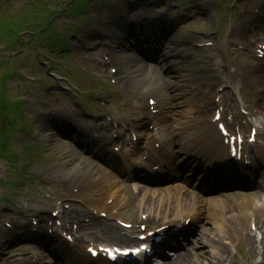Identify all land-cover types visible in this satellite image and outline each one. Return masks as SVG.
Masks as SVG:
<instances>
[{"label": "rangeland", "instance_id": "374dc122", "mask_svg": "<svg viewBox=\"0 0 264 264\" xmlns=\"http://www.w3.org/2000/svg\"><path fill=\"white\" fill-rule=\"evenodd\" d=\"M64 1L65 0H0V146L2 150H5L7 147V150L4 152V154L11 156L8 152V148H10L12 150V155L14 156L16 154L15 147H21L23 148V150H25V145H27V147L30 148H27L29 151L25 150L26 156H28L30 153V156L34 157V159L38 158L37 162L32 161L28 163L30 167L32 166V168H30V174L26 173V175L22 176L24 177V179L19 183L15 191L9 189L8 184L0 186V198L3 197L5 199H8L6 200L8 202L5 201L0 203V212L2 211V213L4 212L8 216H14L15 214H17L16 210L18 208H21L24 211H26V209L31 210L30 218L31 216H37L40 218H46V220H48V218L51 217L49 211L53 209V204L64 200V203H68L70 200L74 201L67 204L68 207L70 206V210H66L65 212V217L67 220H69L67 214L84 212L85 217L87 216V212L89 211L88 205L83 202L84 198H86L88 194L81 193L80 195L78 194L76 196H72V194L65 189H61L58 192L53 193V187L49 188L44 185L40 186L38 177L33 175L32 173L35 174L37 170L40 171V168L46 165V169L49 171L52 167H56L59 169L58 166L60 163V168L64 167L63 169H68L70 166V158L68 157L71 156V151L64 148L63 141H58L52 136L47 135L48 130L37 127V124H39L40 122L37 116H33V112L30 114L31 119H26L30 122H27L25 120L23 108L21 107L18 100L12 97L11 94L18 80L30 79L27 70H30V73L35 72L32 68H30V66H33L34 69H37L36 66L38 65L39 67H41L43 63H45V59L47 58L45 51V46L48 38L47 33L40 31L41 33L39 37L34 41V44L33 39L35 34H32L34 28H28V30H26V32L24 33L25 42L23 44H20L19 46L18 36L23 35L21 32L16 31V29L18 30V28H20L19 20L25 19V15L27 14V10L30 9V6H36L38 7L37 9L41 8L37 15H39L43 19H47L49 18L51 11H57L63 6L62 4ZM112 1H107L106 3L98 2L96 4V7L91 10L93 13H95L93 14L94 20L91 19L88 25H84L82 27L81 36L77 38V42L74 37L71 40L72 42L80 46V48L75 49L72 55L73 58L65 55L61 56V53L53 54L52 52H49V55L51 57H55L56 60L59 61V63L67 64V62L74 60L75 63L77 61L80 66L88 69L90 68V66H93L94 61H86L85 58L87 57V54L85 50L96 53L98 52V55H103L105 47L103 45H93L99 40V37H101L99 35L100 32L102 33L104 29L113 26V24L109 22L112 20V18H110V14L115 15L119 13L118 15L122 18H118L117 22H119V24L121 25L123 24L125 27H129L130 23H132L133 18H130L131 13H127L126 10H123L122 5L128 4L127 2L134 3V0ZM148 2H150L149 11L152 12V14L157 19L166 21V24H177L169 34L173 35L174 33H180L181 36L186 40V43L184 42L183 47L188 46L190 49H192L198 47V45L216 42L214 41L216 40V38H208L207 35L218 32L223 28V26L226 27V25H222V19L220 17L227 13L224 16L225 21L227 22L231 17H233V14H229L231 12H234L235 15L233 26L236 28L232 29V31L234 32V37L232 36L230 40H232V42L234 43H239V45L242 46L250 44L247 35L243 36L244 28H247L249 26L248 24H250L249 10L247 9L249 5H246L249 0H148ZM244 4L245 6H242ZM139 5L143 6L142 8H144V0H142ZM205 6H208V9L210 7V11L212 13H210L209 15L205 14V12L207 11ZM111 7H115L116 10L110 12ZM217 11L219 12V15L217 14ZM30 12H32L31 9ZM99 16L101 18V21H99ZM30 17L31 18L27 20L33 21L34 17L31 13ZM60 17L61 18H57L56 20H54V24L58 25V27L64 28V30H67L66 28H69L71 24L70 21H73V18L71 17V20H69L68 18H65L64 14L62 13L60 14ZM124 30L127 31L126 28H124ZM222 31V34L226 35L228 30L225 29ZM236 32L238 34H236ZM222 47L224 49H228L230 47L231 55H229V57L231 60H236L233 65L236 67L235 69L238 70L237 73H234V75L231 74L233 73L234 69H229L228 63H226L223 55L217 51H213L214 49L205 51L196 50L197 52L193 53L194 55H196V59H201L204 61L203 63L206 64V69L201 68V71L202 69L205 71L212 70L215 72H219V75L221 77L224 76L222 84H219V87L220 85L224 87V89L227 87L226 89L228 92L226 91L227 94L225 98L231 99L233 90L229 88L233 89L232 86L235 87L237 82H239L238 80L242 78V84L244 86L242 94L244 96L245 105L241 104L240 102H226L225 106L229 104L228 119L230 120L229 115L231 114L242 117V108H246L248 111L252 112L253 108L263 106L264 100L259 99L258 93L260 89L258 88H261L262 85H264V81L262 79L264 75L254 74V70L251 68V65L253 63L251 60L252 51H250L247 47L245 48H247V52L251 53V55L241 50L239 52L234 51V49H232L230 45L228 47V45L224 42L222 43ZM11 51L14 55L21 52L25 57V61L23 60L22 56H19L17 59L12 60L9 65L5 66L3 58L6 57L7 59H10ZM127 53L128 52H125L124 54L119 53L120 56H117L119 57V60L124 64V71L129 74L133 82H136L138 80L136 77L137 73H135L136 75L133 76L130 75V70L132 69L133 65L130 66L129 60L126 57ZM193 53L190 55L191 58L194 57L192 56ZM181 58L183 60H187L189 57L188 54H183L181 55ZM83 60H85V62H83ZM45 69L47 70V68ZM184 69H190L187 70L190 72H187V78L178 80L182 81L184 87V91H181V94L185 98H191L193 95L194 102V98L196 96L194 97L193 93L196 92L197 94H199L202 90L200 88L190 87V82L192 79L190 77V80L189 76H191L190 74L200 73V67H198V63L183 61L180 65L179 70ZM103 70V67H99L98 73L101 74ZM7 71L11 72L5 74V72ZM109 71V68H107L106 75L102 80L103 82H101L103 84L100 83L101 85H112V76L110 75ZM62 74L64 76L70 77V74L72 73L65 71L62 72ZM246 75L248 76V78H246ZM75 78L77 81L73 80L72 78L70 80H72L76 85H79L78 87L83 92L90 88L96 89L98 87L97 83L88 81V79L83 74H81L80 77L75 76ZM113 78L116 79V77ZM44 79H46L45 75ZM49 82L50 81L46 83L48 85H51ZM65 84L68 88L70 87V83L65 82ZM18 87L20 86L18 85ZM32 88L33 92L40 98L37 100L35 96H32L34 99V103L36 104L40 103V101H44V104H48V106H56L57 104H64L66 102V99L63 98H61L59 102H56V100L54 99H50L53 96V93H55L54 90L50 91L47 94V90L41 88L39 84L32 85ZM31 90L32 89L28 90L27 93L22 92L21 94V92L17 89L15 91V97L25 100L24 96H30L29 94L31 93ZM171 92H173L172 89ZM41 98H43V100H41ZM68 103L69 100L66 104ZM182 103H184L185 105L187 101H183ZM97 106L98 104H93L90 107L95 110ZM210 109L213 110V107H211ZM73 110L74 113L72 112L70 114H74L76 117H78L76 115L77 111L75 109ZM119 110L122 109L118 107L114 108V111L118 112ZM261 111H263L264 113V108H262ZM207 114L205 113V116H207ZM119 115L121 114L118 112V116ZM190 115L191 114L188 113L186 114V120L191 121ZM180 120L183 121L184 119L180 118ZM200 121L202 122V124H204L202 119H200ZM252 122H254L253 118L251 120H248L247 118V120L241 122V125L244 129L249 130V126ZM31 123L34 126V135L29 126V124L32 125ZM208 127H211V123H208ZM24 129H26L25 133L22 132V135L24 137L21 138V140H24L25 142L24 145L16 144L14 139H12L11 143H9L8 137L15 136L16 134H21L19 132ZM6 161H8V159H4V156H0V177H2L3 181L5 182H11L13 179L11 178V175L7 173L8 168L6 166L8 165H6ZM13 163L17 168L15 167V169L11 171V174L15 178L14 180H18L20 178L18 176V171H20L23 165L15 164V162ZM38 164L40 165L38 166ZM3 170L6 173L5 175L2 174ZM30 176H34L37 179L28 181V178ZM41 176L45 177L44 173ZM46 180L47 179H45V181ZM57 186L60 187V184H58ZM43 191L47 193L45 194L43 193ZM46 195H48V197H46ZM134 202L138 201L131 200V205L128 209V212L124 214V218L129 217V219L134 220L136 216H139V211H137L136 206L133 205ZM217 204L222 207V214H224V217L222 219H225L223 220V226L226 232L222 235V238L223 242L228 246L227 250H223V252H225L224 258H226V261H228L227 264H260L258 260H260V258H264L263 256H260L264 255V249L262 250L259 247V244L255 243V241L253 245L252 241H245L243 238V234L239 233L241 230V222L238 221V218H240L239 211L241 212L242 209L245 208L244 214L246 215L247 211H250L252 209L254 202H251V199L246 196L235 195L222 197L218 199ZM212 213H214V210H212ZM206 215V227L214 228L212 219L210 220L209 215ZM88 217L91 218L90 216ZM231 221L232 223H230ZM216 232L219 233L218 231ZM205 236L208 238L207 235ZM227 238L228 240H226ZM231 241H233V243ZM200 250L201 254H199L200 251L193 252V262L191 261V264H208V262L201 257L202 253L204 252L203 247H201Z\"/></svg>", "mask_w": 264, "mask_h": 264}, {"label": "bare ground", "instance_id": "6f19581e", "mask_svg": "<svg viewBox=\"0 0 264 264\" xmlns=\"http://www.w3.org/2000/svg\"><path fill=\"white\" fill-rule=\"evenodd\" d=\"M261 3H262V0H255L254 1L255 7H259L261 5ZM256 5H259V6H256ZM251 12L253 13L254 10ZM184 40L185 39L181 36V34H179V33L175 34L174 33L171 37V41L169 43L168 49L166 48L167 50L165 49V51L163 52L160 63L163 65L164 72L166 73L167 76H169V78L167 80H162L160 82L158 81L156 86L151 87L152 89H149L148 87L147 88L142 87L143 89L147 90V92H149V93L152 90H154L157 93L158 98H163V100H164V95H163V93H161L164 86L173 85V89L179 88V86L177 85L178 81H176V80H179V78H180V80H182V79L188 77L187 72H190V71H187L190 69H184V70L178 69V65L181 64V60H182L181 55H183V54L186 55L187 50L189 51V48L187 49L186 47H183L184 46L183 45ZM183 50L186 52H184ZM175 69L178 71H176ZM190 75L191 76H189V79H190V77L192 79V80L190 79L191 80V82H190L191 86L190 87L195 86L197 88H200L201 90H203L202 93H204V95H203L202 99L200 100L201 102H199V100L196 98H194V102H193V98H189L187 100L188 104L181 106L180 114L185 113L186 109L190 110V109H193V108L205 103V100H207V101L211 100V99L213 100V98L216 97V95H210V91L214 90V84L212 83L211 77L206 76L205 81H203L202 75H195V73L190 74ZM140 78H141V76H140ZM142 83H144V82L142 81ZM262 87L264 88V86H262ZM151 93H154V92H151ZM146 94H148V93H146ZM177 95L181 96L180 92ZM180 96H177L175 98H180ZM210 136H212V134H210ZM202 146L206 147V142L203 143ZM87 160H88V158L85 155L82 156V159L80 158V156L78 158L76 157L72 162L73 166L70 167V170H67L68 175L64 180H67L68 178L76 180L75 178L79 176L81 178V181H83L84 184H87L89 186L88 190H93V189H95L96 186L98 188L101 187L102 190H98L100 193L99 195H101V196L99 197V199L96 202L100 205H105V203L108 200H110L111 196L113 197L115 195L113 193L114 190H107L106 188H104V186H106V184L112 183L113 180L115 179V176L105 174V172L102 170L100 171V174H98V170L92 164L87 162ZM92 182H94V186H90ZM98 191H96V193H98ZM154 194L158 195L157 200H155L154 202H152L154 200L153 198L151 201H148V202H144V200H141V202H139V205H138V211L139 212L143 211V212L149 213L150 214L149 217L153 218L154 220L160 219L162 221H170V220H175L178 217H181L184 215H189L190 213H196L199 211L198 205L200 203V201H199L200 198L197 199V197L194 196L193 194L188 195V197H186V196L181 197L180 194L172 193V191L161 192V193L155 192ZM255 196L256 197L259 196L257 192H256ZM113 203L115 204V202H113ZM214 204L216 205V208L218 209V211L216 213H214V216L212 214H209V218L210 219L213 218L214 219L213 221H216V219H218V221H221L220 219H222L223 209L217 203H214ZM218 206H219V208H218ZM256 213L258 215V216H256V217H258V218H256V224H258L259 229L261 228V230H264V209L263 208H260V209L257 208ZM102 229L104 230L106 235H113V236L109 237V238H111L110 239L111 241L119 240L123 243H131V241L128 238L119 237L117 235V233L111 232V230H109L106 227H104ZM86 236L90 239L98 238L97 235H94V234L86 235ZM199 240L203 242V244H204L203 247H208V249H209V251L204 249V252L201 255V257L205 261H208V264H211L209 257H211V259H213V260H218L216 258L215 253H213L214 251L216 252L217 255H223V250H227V248H228V246L219 238V236L217 238H213L212 236H209L208 238H204L203 236H199ZM62 243H61V245H63ZM65 253L67 255H70V258H69L70 261L75 262V260H74V258L76 257L75 253L66 252V250H65ZM191 261L193 262L192 253L186 252L183 254V256L181 258L177 259L174 262V264H191L192 263Z\"/></svg>", "mask_w": 264, "mask_h": 264}, {"label": "snow or ice", "instance_id": "6c2138e0", "mask_svg": "<svg viewBox=\"0 0 264 264\" xmlns=\"http://www.w3.org/2000/svg\"><path fill=\"white\" fill-rule=\"evenodd\" d=\"M145 251H147V249H145ZM94 255H99L98 253H93ZM137 255H139V250H137V253H136ZM125 255H127V253L125 254ZM112 259H115V257L113 256V257H111Z\"/></svg>", "mask_w": 264, "mask_h": 264}]
</instances>
